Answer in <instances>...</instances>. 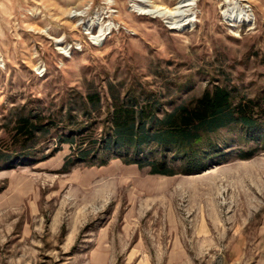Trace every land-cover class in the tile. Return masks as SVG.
Masks as SVG:
<instances>
[{"label": "rangeland", "instance_id": "374dc122", "mask_svg": "<svg viewBox=\"0 0 264 264\" xmlns=\"http://www.w3.org/2000/svg\"><path fill=\"white\" fill-rule=\"evenodd\" d=\"M214 86L264 109V0H0V264H264L263 121L210 134L228 152L206 174L64 168L113 96Z\"/></svg>", "mask_w": 264, "mask_h": 264}, {"label": "trees", "instance_id": "16d2710c", "mask_svg": "<svg viewBox=\"0 0 264 264\" xmlns=\"http://www.w3.org/2000/svg\"><path fill=\"white\" fill-rule=\"evenodd\" d=\"M113 98L105 133L96 138L81 135L73 152L65 158V169L78 162L104 165L121 158L127 164L149 167L152 174L200 173L218 165L221 162L218 157L228 152L214 141H209L203 150L201 145L211 140L210 134L235 124L249 130L259 121L264 122V109L256 112L257 104L252 101L235 103L230 91L222 86L207 89L171 110L163 109L154 94L146 95L141 101L135 96L127 100H120L119 95ZM99 100L97 93L86 97L91 105ZM43 129V123L27 116L19 117L15 123L16 132L25 139H32L35 132Z\"/></svg>", "mask_w": 264, "mask_h": 264}, {"label": "bare ground", "instance_id": "6f19581e", "mask_svg": "<svg viewBox=\"0 0 264 264\" xmlns=\"http://www.w3.org/2000/svg\"><path fill=\"white\" fill-rule=\"evenodd\" d=\"M187 5V4H186ZM178 7V6H177ZM243 15H246V13L245 12H243ZM168 17V16H167ZM101 34V33H100ZM99 34V35H100ZM103 34V33H102ZM218 166H214V168H217ZM213 167L211 168V169H208V170H205L204 172H202L203 174H206V173H209V172H211V170H213L214 169Z\"/></svg>", "mask_w": 264, "mask_h": 264}]
</instances>
